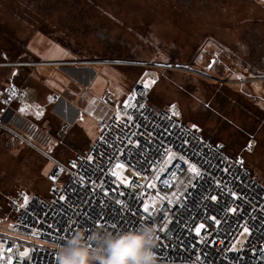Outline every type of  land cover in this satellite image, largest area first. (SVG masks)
<instances>
[{
  "label": "rangeland",
  "instance_id": "obj_1",
  "mask_svg": "<svg viewBox=\"0 0 264 264\" xmlns=\"http://www.w3.org/2000/svg\"><path fill=\"white\" fill-rule=\"evenodd\" d=\"M8 74L36 94L0 116L2 231L15 189L47 198L56 163L92 144L85 107L136 85L157 109L177 104L264 185V0H0V85ZM70 99L80 117L56 135L63 120L49 110Z\"/></svg>",
  "mask_w": 264,
  "mask_h": 264
},
{
  "label": "built area",
  "instance_id": "obj_2",
  "mask_svg": "<svg viewBox=\"0 0 264 264\" xmlns=\"http://www.w3.org/2000/svg\"><path fill=\"white\" fill-rule=\"evenodd\" d=\"M149 92L142 85L123 99L104 92L91 112L98 128L95 139L64 164L56 163L49 196H28L29 204L20 208L27 195L23 189L14 190L9 197L13 218L7 231L0 230V264H8V256L12 264H59L57 250L49 245L63 244L79 228L119 231L145 223L157 226L158 264H264V185L242 158L174 116L177 104L166 109L150 105ZM35 94L8 77L0 85V116L13 104L31 103ZM71 126L62 121L55 134L62 135ZM193 166L201 175L190 184ZM64 171L66 177L58 183ZM212 195L218 199L212 201ZM60 196L66 199L61 201ZM117 199L133 209L144 203L155 211L149 218L142 211L116 215L110 209L107 221L95 223L75 215L80 210L94 212L102 201ZM165 213L170 224L161 233ZM162 241L169 246L158 247ZM25 249L28 256H20Z\"/></svg>",
  "mask_w": 264,
  "mask_h": 264
},
{
  "label": "clouds",
  "instance_id": "obj_3",
  "mask_svg": "<svg viewBox=\"0 0 264 264\" xmlns=\"http://www.w3.org/2000/svg\"><path fill=\"white\" fill-rule=\"evenodd\" d=\"M157 226L142 224L126 230L79 228L57 250L59 264H158Z\"/></svg>",
  "mask_w": 264,
  "mask_h": 264
},
{
  "label": "snow or ice",
  "instance_id": "obj_4",
  "mask_svg": "<svg viewBox=\"0 0 264 264\" xmlns=\"http://www.w3.org/2000/svg\"><path fill=\"white\" fill-rule=\"evenodd\" d=\"M14 94V93H13ZM173 107H175V106H173ZM21 111H24V109H20ZM38 115H40V113H38ZM173 115L174 116H179V112L178 111H176V112H173ZM196 125L195 124H193L192 125V128L193 129H196ZM222 147V146H221ZM249 147H250V145H249ZM86 160L88 161V162H91L92 161V157L91 156H88L87 158H86ZM239 163H243V161H238ZM73 167H77V165H73ZM118 167H124V165H118ZM226 171H227V169H226ZM191 172L192 173H194L195 175L194 176H192V178L189 180V183L191 184V181L192 180H194V179H197L200 175H201V173L198 171V169L195 167V166H193L192 168H191ZM81 180H83V178L81 177ZM194 186V185H193ZM100 187L102 188L103 186L102 185H100ZM104 195L105 196H107L108 195V193L107 192H105L104 193ZM232 195L233 196H235L236 195V193H232ZM212 201H216L218 198H217V196H215V195H212V196H210L209 197ZM66 199V197L65 196H60L59 197V200H61V201H63V200H65ZM168 203H171V201H168ZM29 204V200H28V197L27 196H25L24 198H23V203L20 205V208H26V206ZM113 205H115V207H113ZM111 209V211L113 212V213H115L116 215H120L121 213H124V212H128V213H131L132 215H137V214H139V213H141V211H142V213L144 214V215H146V216H148L149 218H151V213L152 212H154L155 211V209H150V207H149V205L148 204H144V203H141V206H138L137 208H135V209H133L132 207H131V204L129 203V202H125L124 200H122V199H117V200H115V201H107V200H105V201H102L101 202V206L96 210V211H94V212H90V213H88V214H86L83 210H80V211H76L75 212V215L77 216V217H80V216H85L86 218H85V223H87L88 222V219L90 218L91 220H92V222L93 223H95V221L96 220H103V221H107V219H108V217H109V210ZM231 211H235L234 209H230ZM70 219V218H69ZM214 222H216V223H220V221H218L217 219H216V217H212L211 218ZM169 224H170V220L168 219V214L167 213H165V215H164V219H163V222H162V226L160 227V229H159V231L161 232V233H165L166 232V229H169ZM51 225L49 226V228L51 229ZM57 227H60V225H57ZM113 227H116V225L115 224H113ZM204 227V225L203 224H201L200 225V228H203ZM61 230H63V229H61ZM197 231V233H199V228L196 230ZM245 233H247L248 231H249V229L248 228H244V230H243ZM169 240L171 239V237L170 236H168L167 237ZM160 239V238H159ZM202 242H204V241H202ZM164 247V248H167L168 246H169V244L168 243H164L163 241L161 242V245H158V247ZM28 254H29V250L28 249H25L24 250V252H22V253H20V256H22V257H27L28 256ZM7 261H8V264H12V256H8L7 257Z\"/></svg>",
  "mask_w": 264,
  "mask_h": 264
},
{
  "label": "crops",
  "instance_id": "obj_5",
  "mask_svg": "<svg viewBox=\"0 0 264 264\" xmlns=\"http://www.w3.org/2000/svg\"><path fill=\"white\" fill-rule=\"evenodd\" d=\"M40 40H42V42L44 41L43 39H40ZM40 47H43V45H40ZM45 47V46H44ZM46 48V47H45ZM53 52H55L54 50H53ZM56 53H58V52H56ZM35 54V53H34ZM36 56H40V55H38V54H35ZM60 58V57H59ZM59 58H57V59H52V60H50V61H53V60H58ZM61 59H63V55H62V57H61ZM11 76H13V74H11L9 77H11ZM25 88H27L26 86H25ZM50 93V92H49ZM100 98L101 97H98V98H95L94 100H93V102H91L88 106H86L85 108V111L87 112V113H90L91 112V109H93L94 107H96V105L98 104V102H99V100H100ZM56 100H58V99H56ZM63 100V99H62ZM55 103H53V105L54 104H56V102L57 101H54ZM63 102H65L64 104V107L62 108L61 107V110L63 109V111H53V110H49V112L51 113L50 115H52V116H57V117H59V120L61 119V121L63 120V121H66V122H71V125H72V121H74V120H77L79 117H80V111H79V109H78V106L74 103V101L73 100H71L70 99V102L69 101H63ZM15 106V105H14ZM1 113V112H0ZM46 115V114H45ZM69 120V121H68ZM60 121V122H61ZM69 122V123H70Z\"/></svg>",
  "mask_w": 264,
  "mask_h": 264
},
{
  "label": "trees",
  "instance_id": "obj_6",
  "mask_svg": "<svg viewBox=\"0 0 264 264\" xmlns=\"http://www.w3.org/2000/svg\"><path fill=\"white\" fill-rule=\"evenodd\" d=\"M24 58V57H23ZM15 62V61H14ZM18 71V70H17ZM7 77L6 78H8L9 77V74L8 75H6ZM16 76V75H15ZM15 76H13V80L15 81ZM15 83H16V81H15ZM14 107V106H13Z\"/></svg>",
  "mask_w": 264,
  "mask_h": 264
}]
</instances>
